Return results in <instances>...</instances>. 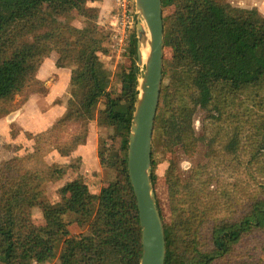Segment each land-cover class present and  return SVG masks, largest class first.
<instances>
[{"label": "trees", "instance_id": "obj_1", "mask_svg": "<svg viewBox=\"0 0 264 264\" xmlns=\"http://www.w3.org/2000/svg\"><path fill=\"white\" fill-rule=\"evenodd\" d=\"M101 1L0 0V118L12 119L31 95L47 94L38 71L52 52L59 68L76 61L66 113L28 134L35 145L25 158L0 166V264H139L141 228L127 171L136 38L132 27L117 59L98 25ZM161 2L169 39L151 182L164 264H264V14L229 0ZM82 120L100 129L104 184L91 193L74 178L59 186L53 204L44 185L78 165L44 157L52 150L69 156L86 136ZM68 126L76 134L66 139ZM200 144L204 160L184 170L178 153L191 158Z\"/></svg>", "mask_w": 264, "mask_h": 264}, {"label": "rangeland", "instance_id": "obj_2", "mask_svg": "<svg viewBox=\"0 0 264 264\" xmlns=\"http://www.w3.org/2000/svg\"><path fill=\"white\" fill-rule=\"evenodd\" d=\"M234 6L251 8L256 7L264 14V0H229ZM97 5V4H96ZM98 25L101 31L107 32L111 25V15L113 12V0H102L99 4ZM74 24L81 26V21L76 20ZM108 33V32H107ZM169 30L168 22H164V54H168ZM116 55V54H115ZM121 56V55H120ZM117 57L118 58H120ZM114 57V62L117 61ZM56 54L52 52L47 57L38 71V77L45 82L47 94H33L24 103L21 109L12 119L6 117L0 118V166L7 163L10 158L18 156L25 158L35 145V140L29 138L28 134L35 135L45 131L55 120L66 113L67 99L70 96L68 87L70 75L76 67V61L68 60L65 67L59 68L55 65ZM164 67L167 68V61L164 60ZM19 99V95L16 96ZM79 131H85L86 136L79 144L70 145V157L60 156L55 150L48 152L44 159L48 163L62 162L74 163L78 165L76 170H69L58 181L47 182L44 185V191L47 198L53 204L59 203L58 188L74 178L80 177L88 185L91 193H98L103 186V172L97 157V146L99 143L100 129L95 120H82ZM67 133L64 134L69 139L76 130L68 126ZM194 128L196 133L200 132V115L194 119ZM205 147L199 145L198 150L193 157L189 158L179 152V161L181 167L186 170L189 165L197 161L204 160ZM158 194L160 201L166 210V186L162 176L158 184ZM36 220L40 221L39 216ZM87 221V220H86Z\"/></svg>", "mask_w": 264, "mask_h": 264}, {"label": "water", "instance_id": "obj_3", "mask_svg": "<svg viewBox=\"0 0 264 264\" xmlns=\"http://www.w3.org/2000/svg\"><path fill=\"white\" fill-rule=\"evenodd\" d=\"M137 78L128 136L127 171L141 228L139 264H164L165 238L151 182V148L164 70L161 0H134Z\"/></svg>", "mask_w": 264, "mask_h": 264}, {"label": "built area", "instance_id": "obj_4", "mask_svg": "<svg viewBox=\"0 0 264 264\" xmlns=\"http://www.w3.org/2000/svg\"><path fill=\"white\" fill-rule=\"evenodd\" d=\"M111 25L107 32L110 34L111 46L119 57L125 50L129 39L131 28L134 27V0H113Z\"/></svg>", "mask_w": 264, "mask_h": 264}, {"label": "crops", "instance_id": "obj_5", "mask_svg": "<svg viewBox=\"0 0 264 264\" xmlns=\"http://www.w3.org/2000/svg\"><path fill=\"white\" fill-rule=\"evenodd\" d=\"M34 142H35V141H34ZM68 157H70V155H69Z\"/></svg>", "mask_w": 264, "mask_h": 264}]
</instances>
